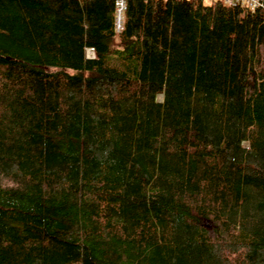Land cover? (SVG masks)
<instances>
[{"label":"trees","instance_id":"obj_1","mask_svg":"<svg viewBox=\"0 0 264 264\" xmlns=\"http://www.w3.org/2000/svg\"><path fill=\"white\" fill-rule=\"evenodd\" d=\"M116 1L0 0V264H264V12Z\"/></svg>","mask_w":264,"mask_h":264},{"label":"built area","instance_id":"obj_2","mask_svg":"<svg viewBox=\"0 0 264 264\" xmlns=\"http://www.w3.org/2000/svg\"><path fill=\"white\" fill-rule=\"evenodd\" d=\"M207 3L212 2H222L224 5L228 7H236L241 10L243 14L247 12H253L256 10H261L264 12V0H202ZM126 4L125 0H117L116 1V29L117 31L121 30L123 13L125 11ZM93 51V50H92ZM90 57L94 56V51Z\"/></svg>","mask_w":264,"mask_h":264},{"label":"rangeland","instance_id":"obj_3","mask_svg":"<svg viewBox=\"0 0 264 264\" xmlns=\"http://www.w3.org/2000/svg\"><path fill=\"white\" fill-rule=\"evenodd\" d=\"M92 50H87V55L89 56V55H92ZM263 68H264V55H263ZM160 99H162V97L160 96ZM206 226H208V227H211V225H210V223H208V222H206Z\"/></svg>","mask_w":264,"mask_h":264}]
</instances>
